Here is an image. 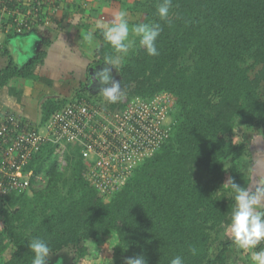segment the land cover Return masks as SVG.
<instances>
[{"label":"trees","instance_id":"16d2710c","mask_svg":"<svg viewBox=\"0 0 264 264\" xmlns=\"http://www.w3.org/2000/svg\"><path fill=\"white\" fill-rule=\"evenodd\" d=\"M161 2L138 0L131 7L145 15L139 23L161 25L159 55H147L137 40L118 68L123 94L117 102L95 92L89 75L86 82H66L71 94L46 99L39 122L76 98L117 109L124 108V97L151 101L166 94L176 100L169 137L110 195L89 182L80 145L68 144L67 166L61 168L58 146L46 144L26 167L32 172L29 190L0 204V264H32L28 243L34 237L51 247L48 264L56 257L65 263L67 254L70 264L90 263L96 254L90 241L106 237L115 239L116 264L136 255L147 264H170L177 255L184 264H225L233 242L213 252L234 206L224 184L231 176L248 187L253 168L237 130L264 135V0H172L167 21L157 13ZM101 30L93 37L94 55L104 63L116 53ZM45 56L42 51L21 67L10 62L0 71V90L39 78ZM37 178L46 184L39 186Z\"/></svg>","mask_w":264,"mask_h":264},{"label":"built area","instance_id":"2783aa9c","mask_svg":"<svg viewBox=\"0 0 264 264\" xmlns=\"http://www.w3.org/2000/svg\"><path fill=\"white\" fill-rule=\"evenodd\" d=\"M67 1L0 0V50L4 36L51 28ZM122 104L124 108L111 109L76 98L45 123L0 106V204L11 194L29 190L32 172H26V167L32 155L49 143L57 149H67L70 143L80 145L89 166V182L102 194L120 188L132 170L169 137L176 100L162 94L151 101L124 97Z\"/></svg>","mask_w":264,"mask_h":264},{"label":"crops","instance_id":"0c3cea01","mask_svg":"<svg viewBox=\"0 0 264 264\" xmlns=\"http://www.w3.org/2000/svg\"><path fill=\"white\" fill-rule=\"evenodd\" d=\"M113 1L68 0L65 10L51 28L2 37L4 47L0 50V71L10 62L21 67L36 59L42 51H46V56L38 68L39 78L21 80L0 90V106L20 113L32 122H39L41 105L46 99L71 94L66 82H86L92 71L95 74L99 59L95 58V50L91 55L82 53L84 36L92 33L94 37L95 32L102 29L106 22L104 14L113 10ZM93 41L96 40L93 38ZM47 42H52L48 49ZM263 170L264 167L259 171L254 164L250 189L264 186ZM256 175L260 177L258 184L257 177L254 178Z\"/></svg>","mask_w":264,"mask_h":264},{"label":"clouds","instance_id":"9594fccd","mask_svg":"<svg viewBox=\"0 0 264 264\" xmlns=\"http://www.w3.org/2000/svg\"><path fill=\"white\" fill-rule=\"evenodd\" d=\"M171 6L172 0H162L159 3L157 13L160 20H168ZM161 32L159 23H138L130 26L125 9L115 12L111 23L102 27V37L116 55L104 59V66L95 72L92 83L99 85V91L108 102H117L123 94L121 81L114 77L113 71L119 73V66L130 50L135 48L137 40L139 47L147 55L158 56L157 41ZM84 40L91 43L92 33L86 34ZM224 186L231 189L234 201L228 225L234 246L241 251L251 252L252 264H264V249L256 250L264 241V186L252 190L236 183L231 176L227 178ZM28 247L33 254L32 264H48L52 249L44 239L34 237ZM191 251L195 254L196 250ZM124 264H147V261L143 255H136L127 258ZM170 264H184V260L177 255L171 259Z\"/></svg>","mask_w":264,"mask_h":264},{"label":"rangeland","instance_id":"374dc122","mask_svg":"<svg viewBox=\"0 0 264 264\" xmlns=\"http://www.w3.org/2000/svg\"><path fill=\"white\" fill-rule=\"evenodd\" d=\"M138 0H115L113 1V10L107 11V14H104L106 17V22L103 24L108 25L111 23L113 19V15L115 12H118L119 10L125 9L128 12V19L130 26L134 24H138L139 22H142L145 19V15L142 13V11H138L136 13L131 12V7L133 3ZM144 1V0H139ZM112 6L109 7V9ZM101 17V16H100ZM102 18V17H101ZM103 19V18H102ZM102 27V25H101ZM85 44L82 46V53L84 54H92L93 51L96 48V44L98 45L97 41H93L91 43L84 42ZM103 67L102 65L97 68L96 71H98L100 68ZM114 77L118 80V73L113 71ZM92 87L95 90V92L99 91V85L96 82L92 83ZM102 97V95L100 96ZM238 139L240 141H245L247 143L249 156L247 161L253 162L256 166V169L262 170L264 167V135L258 131V130H251L247 131L243 128H239L237 130ZM68 152V149H60L58 148L56 153L59 154V163L61 165V168H64L67 166L66 163V153ZM260 155V156H259ZM263 157V158H261ZM248 162V163H249ZM250 165V164H248ZM67 177H69V171L64 170ZM264 171V170H263ZM257 177V184L259 182V176L256 175L254 178ZM37 181L40 183L42 187L46 184L45 181H42L41 178H37ZM32 191H29V193ZM4 228V221L2 217L0 216V230ZM219 237L216 239V243L213 246V252H216L221 249L222 243H229L232 241L231 234L228 231V227L225 228L219 235ZM89 245L94 246L95 248V255L94 260H92L90 263L86 262L83 264H116L117 259L116 256L113 253L114 246L116 245L115 239L113 237H106L101 242H95L94 240H91ZM227 259L225 261V264H252L251 261V252L248 251H239L237 248L233 245L227 253ZM71 255L67 254L65 263H58L59 259L56 257L52 260L51 264H70L71 263ZM54 261V262H53Z\"/></svg>","mask_w":264,"mask_h":264},{"label":"water","instance_id":"95a60500","mask_svg":"<svg viewBox=\"0 0 264 264\" xmlns=\"http://www.w3.org/2000/svg\"><path fill=\"white\" fill-rule=\"evenodd\" d=\"M101 65H102V61L99 60L97 66H96V69H97L99 66H101ZM90 75H91V78H90V79L92 80V77L94 76L93 71L90 73Z\"/></svg>","mask_w":264,"mask_h":264},{"label":"flooded vegetation","instance_id":"af4514ba","mask_svg":"<svg viewBox=\"0 0 264 264\" xmlns=\"http://www.w3.org/2000/svg\"><path fill=\"white\" fill-rule=\"evenodd\" d=\"M95 91V90H94Z\"/></svg>","mask_w":264,"mask_h":264}]
</instances>
